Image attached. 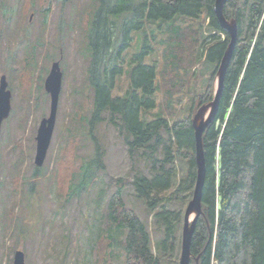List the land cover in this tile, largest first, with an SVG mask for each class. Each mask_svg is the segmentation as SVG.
Segmentation results:
<instances>
[{
	"label": "trees",
	"instance_id": "trees-1",
	"mask_svg": "<svg viewBox=\"0 0 264 264\" xmlns=\"http://www.w3.org/2000/svg\"><path fill=\"white\" fill-rule=\"evenodd\" d=\"M54 1L61 0H48L35 8L45 24ZM215 2L95 0L90 5L91 18L85 31L94 95L90 125L108 114L109 121L125 133L131 154L141 151L152 172L151 176L139 173L133 179L103 173L104 185L97 199L100 233L90 248L94 263L112 264L116 248L121 250L125 264H162L165 258L170 261L168 253L177 244L182 213L166 204L183 198L187 201L193 195L197 165L192 119L199 107L214 99L215 78L230 41L215 14ZM4 11L8 10L1 6L0 15L8 16L6 23L10 24L15 10L9 15ZM224 13L228 19L237 20L238 40L217 113L203 135V212L192 239L190 264H264V0H244L242 5L228 0ZM205 25L210 33L202 36ZM139 30L144 32L147 45L131 56V87L124 95L115 94L117 78L123 74L124 52ZM159 46V56L146 62L145 56ZM202 53L204 62L213 66L212 74L202 93L188 88L191 103L183 116L180 103L187 91L185 79L196 75L193 67L203 64L199 59ZM171 68L173 84H165L164 77ZM147 113L151 120L146 118ZM160 146H164L162 158L156 156ZM181 154H189L190 164L187 174L177 180L171 160ZM103 156V149L96 147L90 158L79 157L78 166L75 157L72 165L62 167L57 176L58 194L74 198L89 191L100 175L97 170L106 169ZM43 171L34 165L35 178ZM130 181L152 212L155 224L164 227L165 236L156 245L159 254L153 250L147 223L128 200L125 188ZM74 254L81 259L76 251ZM86 262L81 260V264Z\"/></svg>",
	"mask_w": 264,
	"mask_h": 264
},
{
	"label": "rangeland",
	"instance_id": "rangeland-1",
	"mask_svg": "<svg viewBox=\"0 0 264 264\" xmlns=\"http://www.w3.org/2000/svg\"><path fill=\"white\" fill-rule=\"evenodd\" d=\"M47 1L0 0L2 8L8 10L4 14L9 15L12 9L15 10L10 24L6 23L8 16L0 15V77L6 75L12 91L11 111L3 121L0 134V264H13L19 249L25 252L26 264H81V260H87L86 264H98L94 263L90 248L100 233L97 199L104 185L103 173L133 179L139 173L151 176L152 172L141 151L131 154L125 133L109 121L108 114H103L102 120L94 126L90 125L94 95L89 83L91 56L86 48L85 31L91 18L90 5L95 4V0L54 1L45 24L35 8ZM237 1L240 5L244 2ZM180 22L184 24V21ZM209 33L208 26H203L202 36ZM29 42L31 47L26 51ZM145 45L144 32L135 31L134 40L121 61L123 74L117 78L115 94L124 95L131 87L128 76L133 65L131 56L140 53ZM160 50L161 46L146 55V62L158 57ZM199 59L203 64L193 67L196 75L185 79L187 91L184 92L185 100L180 103L183 116L191 103L187 98L190 95L188 88L195 89L196 94L202 93L212 74L213 66L204 62L205 53ZM55 61H60L63 72L57 120L45 163L40 166L44 169L43 175L35 178L36 136L41 120L49 116L51 109V95L45 89V79ZM173 71L171 68L167 72L165 84H173L174 79H170ZM215 79L217 88L218 76ZM145 116L152 119L149 113ZM96 147L103 149L106 169L97 170L100 175L94 185L80 197L58 194L57 176L62 167L72 165L75 157L78 166L79 157L90 158ZM163 147L160 146L156 154L159 158L163 157ZM188 155H177L171 160L177 180L188 172ZM125 192L147 223L153 250L159 254L156 245L165 236L164 227L155 224L152 212L137 195L132 181ZM188 201L183 198L166 204L169 209L182 213V221L178 225L177 244L168 253L170 261L165 258L162 264L180 262L184 211ZM120 252L116 248L112 264H125Z\"/></svg>",
	"mask_w": 264,
	"mask_h": 264
},
{
	"label": "water",
	"instance_id": "water-1",
	"mask_svg": "<svg viewBox=\"0 0 264 264\" xmlns=\"http://www.w3.org/2000/svg\"><path fill=\"white\" fill-rule=\"evenodd\" d=\"M228 0H216L215 14L219 20L220 26L228 31L230 36L229 45L220 61L217 76L218 85L215 91L214 99L199 109L193 115V127L195 130V147H196V165L197 178L193 195L184 212V225L182 232V248L179 264H190L192 259L191 244L194 236L196 224L202 215V193L206 178V163L203 149V135L207 127L214 119L221 92L223 89V82L226 71L229 67L234 45L238 37V25L233 19H228L224 13V5ZM63 73L60 67V61H55L52 64L49 75L45 80V88L51 95V109L48 117L43 118L40 122L38 133L36 136L37 150L35 156V164L42 166L47 157L48 149L53 137L56 120L57 109L59 104V97L62 88ZM11 97L12 91L8 88V81L5 75L0 78V133L3 120L7 118L11 111ZM14 264H26L25 253L22 250H17L14 257Z\"/></svg>",
	"mask_w": 264,
	"mask_h": 264
},
{
	"label": "bare ground",
	"instance_id": "bare-ground-1",
	"mask_svg": "<svg viewBox=\"0 0 264 264\" xmlns=\"http://www.w3.org/2000/svg\"><path fill=\"white\" fill-rule=\"evenodd\" d=\"M232 2V1H231ZM233 20H235L236 22H237V20L234 18ZM237 25H238V23H237ZM223 28V27H222ZM224 29V28H223ZM225 30V29H224ZM228 32V31H227ZM229 34V33H228ZM230 37V36H229ZM237 40H238V37H237ZM237 40H236V42H235V45H234V48H235V46H236V43H237ZM230 42V41H229ZM229 45V44H228ZM228 47V46H227ZM197 178V177H196ZM203 210V209H202ZM185 212V211H184ZM192 252V251H191Z\"/></svg>",
	"mask_w": 264,
	"mask_h": 264
}]
</instances>
